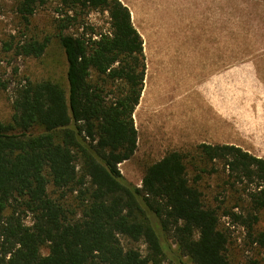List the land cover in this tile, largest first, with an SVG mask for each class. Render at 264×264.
I'll use <instances>...</instances> for the list:
<instances>
[{"label": "trees", "instance_id": "trees-1", "mask_svg": "<svg viewBox=\"0 0 264 264\" xmlns=\"http://www.w3.org/2000/svg\"><path fill=\"white\" fill-rule=\"evenodd\" d=\"M50 3L65 68L58 79L17 81L10 119L0 121V264H234L221 216L264 247L257 226L264 158L234 144L194 148L202 172L218 162L228 170L225 183L235 192L242 187L247 202L239 212L224 200L203 202L200 175L188 176L187 151L170 150L147 164L140 186L120 172L136 150L133 113L146 71L142 36L121 0H15L21 30L1 42V51L41 57L51 37L29 31ZM91 12L107 14V30L87 21Z\"/></svg>", "mask_w": 264, "mask_h": 264}, {"label": "rangeland", "instance_id": "rangeland-1", "mask_svg": "<svg viewBox=\"0 0 264 264\" xmlns=\"http://www.w3.org/2000/svg\"><path fill=\"white\" fill-rule=\"evenodd\" d=\"M121 1L142 36L146 71L133 113L136 150L118 165L120 172L140 186L147 164L170 150L187 151L193 157L188 176L200 175L197 184L203 202L216 206L224 200L241 211L247 202L242 187L235 192L225 183L228 170L218 162L202 172L204 165L194 148L203 142L234 144L264 158V0ZM14 4L15 0H0V71L9 80L7 89L0 90L4 122L11 116L17 81L58 79L65 68L51 30L54 3L39 8L31 19L29 33L51 37L41 57L1 51V42L21 30ZM87 21L97 29L108 28L105 12H91ZM26 223L30 224L29 218ZM257 226L264 230V212ZM219 227L230 234L227 254L234 264H264V247L251 244L242 225L221 216ZM138 246L145 254V245ZM162 264L174 263L165 258Z\"/></svg>", "mask_w": 264, "mask_h": 264}, {"label": "crops", "instance_id": "crops-1", "mask_svg": "<svg viewBox=\"0 0 264 264\" xmlns=\"http://www.w3.org/2000/svg\"><path fill=\"white\" fill-rule=\"evenodd\" d=\"M244 150H246V151H248V152H250V153H251V151H250V150H248V149H244Z\"/></svg>", "mask_w": 264, "mask_h": 264}]
</instances>
